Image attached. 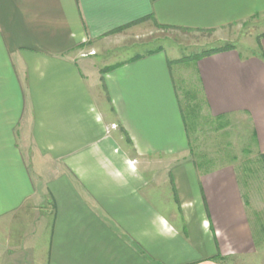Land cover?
Listing matches in <instances>:
<instances>
[{
  "label": "crops",
  "instance_id": "0c3cea01",
  "mask_svg": "<svg viewBox=\"0 0 264 264\" xmlns=\"http://www.w3.org/2000/svg\"><path fill=\"white\" fill-rule=\"evenodd\" d=\"M247 24L262 32L236 41L253 50L229 44L193 58L191 72L217 135L236 142L233 127L248 122L244 152L264 168V0H0V264H244L256 255L235 165L191 156L166 51L111 70L96 57L149 31L229 40Z\"/></svg>",
  "mask_w": 264,
  "mask_h": 264
},
{
  "label": "rangeland",
  "instance_id": "374dc122",
  "mask_svg": "<svg viewBox=\"0 0 264 264\" xmlns=\"http://www.w3.org/2000/svg\"><path fill=\"white\" fill-rule=\"evenodd\" d=\"M253 31L259 34L262 29L256 27ZM253 31L249 24L244 25L240 30L230 32L229 40L224 39L227 36L221 32L184 31L167 34L160 31H149L150 40L148 41H130L126 47L113 48V52L108 51L106 58L99 53L96 57L97 62L102 61L101 65L106 61L107 70H111L120 65L122 60L145 53L149 49L161 46L159 48L166 51L168 58L173 60L171 68L175 83L184 101L182 103L183 115L190 137L191 156L198 165L220 166L227 165V163L235 165L258 251L244 264H264V252L261 251L264 250V168L255 152H244V146L246 148L253 146L251 128L248 122H241L234 126L236 142L230 139V143H227L226 134L217 135V130L214 129L216 126L202 112L200 86L196 76L191 72L194 56L205 50L232 43L240 50H253L251 42L236 41L247 37ZM93 54L95 55L96 52L89 50L84 55ZM113 125L115 124L111 126ZM229 131L231 132V129ZM228 152L230 155H235V158L231 157ZM234 263L238 264V260Z\"/></svg>",
  "mask_w": 264,
  "mask_h": 264
},
{
  "label": "trees",
  "instance_id": "16d2710c",
  "mask_svg": "<svg viewBox=\"0 0 264 264\" xmlns=\"http://www.w3.org/2000/svg\"><path fill=\"white\" fill-rule=\"evenodd\" d=\"M230 48H232L231 45L226 44V45L221 46V47H217V48H213V49H208V50L203 51L202 53L196 54L194 56V59H198V58H200L202 56L210 55L212 53H216V52H219V51L228 50Z\"/></svg>",
  "mask_w": 264,
  "mask_h": 264
},
{
  "label": "built area",
  "instance_id": "2783aa9c",
  "mask_svg": "<svg viewBox=\"0 0 264 264\" xmlns=\"http://www.w3.org/2000/svg\"><path fill=\"white\" fill-rule=\"evenodd\" d=\"M93 53V52H92ZM115 125H113V127H114Z\"/></svg>",
  "mask_w": 264,
  "mask_h": 264
}]
</instances>
